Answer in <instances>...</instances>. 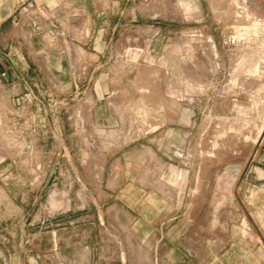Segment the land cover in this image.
<instances>
[{
    "label": "rangeland",
    "instance_id": "obj_1",
    "mask_svg": "<svg viewBox=\"0 0 264 264\" xmlns=\"http://www.w3.org/2000/svg\"><path fill=\"white\" fill-rule=\"evenodd\" d=\"M113 1L69 85L0 69V264H264V0Z\"/></svg>",
    "mask_w": 264,
    "mask_h": 264
},
{
    "label": "crops",
    "instance_id": "obj_2",
    "mask_svg": "<svg viewBox=\"0 0 264 264\" xmlns=\"http://www.w3.org/2000/svg\"><path fill=\"white\" fill-rule=\"evenodd\" d=\"M98 3L104 5L101 11L96 8ZM113 3V0H0V32L5 24L10 30L8 44H0V59L3 62L0 63V69L8 70H4L3 81H15L14 84L20 88L22 82L18 78L23 75L22 71H28V79L31 80L29 85L36 89L38 85L43 86L49 78L48 82L52 84L69 85V65L64 57L62 44L67 41L73 45L75 42L81 44L77 30L70 26L71 17L83 14L86 20L99 21L100 28L105 26L109 29L106 22L112 16ZM104 31L97 30V33ZM87 43L90 49L99 45L95 38ZM42 70L48 71L46 77ZM74 117H77L76 113ZM71 129L69 131L77 134L80 127L74 124ZM61 131L68 132L64 125ZM69 240L56 237L55 233L48 240L59 251L57 256L62 257V264H76L75 259L71 262L64 258L59 248ZM72 241L75 242V238ZM75 245L77 244L74 243ZM34 264H38L37 261Z\"/></svg>",
    "mask_w": 264,
    "mask_h": 264
}]
</instances>
